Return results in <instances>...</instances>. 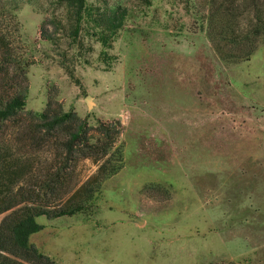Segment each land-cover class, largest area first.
<instances>
[{
	"label": "rangeland",
	"instance_id": "374dc122",
	"mask_svg": "<svg viewBox=\"0 0 264 264\" xmlns=\"http://www.w3.org/2000/svg\"><path fill=\"white\" fill-rule=\"evenodd\" d=\"M253 2L87 0L97 15L125 12L107 48L87 22L73 42L59 0L21 3L15 26L1 20L12 54L28 62L9 66L11 78L0 71V97L27 88L24 108L0 123L5 159L31 168L16 197L37 191L49 164H65L67 177L45 196L51 203L97 169L78 151L65 159L64 132L44 141L26 129L47 100L85 120L91 140L100 124L121 126L123 165L96 201L37 218L43 228L30 242L43 254L58 264H264V32L247 34ZM220 4L237 18L234 34L206 25Z\"/></svg>",
	"mask_w": 264,
	"mask_h": 264
},
{
	"label": "trees",
	"instance_id": "16d2710c",
	"mask_svg": "<svg viewBox=\"0 0 264 264\" xmlns=\"http://www.w3.org/2000/svg\"><path fill=\"white\" fill-rule=\"evenodd\" d=\"M31 1L0 0V71H3L9 78L13 77L9 75V66H17L20 71L28 65V62L20 60L12 54V33L2 27L1 20L6 18L9 23L15 26L18 23L16 11L20 4L31 3ZM59 1L65 11L64 22L62 20L59 24L67 31V36L73 42L80 31L84 29V22H87L94 28L91 35L95 36L104 48H107L111 46V41L124 25L126 16L123 10H112L109 13L97 15L94 13V8L87 4V0ZM252 1L254 2L251 9L254 12L253 21L255 19V23L247 34L258 37L264 32V0ZM236 19L233 12L226 9L224 4H220L207 14L206 25L208 29L218 27L221 28L219 30L221 33L234 34ZM262 28L263 30H261ZM49 40L51 37L48 36L47 41ZM230 41L234 45H240V41L234 38H231ZM216 49L220 51L217 46ZM247 52L242 59H248L252 50ZM26 92V86L23 87L19 84L8 95L0 97V123L14 117L24 108ZM57 105L51 107V102L47 100L43 110L33 112L32 116L36 121L30 123L26 129L33 136L40 137L44 141L48 140L45 135L51 136L58 130L64 132L66 139L62 146L65 159L72 158L73 154L78 151L84 158L90 157L98 163L96 172L85 182L57 194L56 202L51 203L45 199V196L48 193L56 195L65 185L67 177L66 172L62 171L66 167L65 164L63 167L49 164L45 172L41 173L38 182L35 181L34 189L36 187L39 193L33 190L26 197L22 196L23 194L21 197H16L18 194H13L16 184L31 168L24 160L5 159L7 151L0 147V158L6 160L0 161V215H3L0 219V264H58L30 242V236L43 228L37 218L44 216L51 219L82 213L85 206L96 201L102 182L115 175L123 165L122 146L115 145L116 138L121 133L118 121L100 124L97 127L99 138L94 141L85 136V120H80L71 110H61L60 105ZM83 145L87 149L85 152ZM67 193L68 196L65 197Z\"/></svg>",
	"mask_w": 264,
	"mask_h": 264
},
{
	"label": "water",
	"instance_id": "95a60500",
	"mask_svg": "<svg viewBox=\"0 0 264 264\" xmlns=\"http://www.w3.org/2000/svg\"><path fill=\"white\" fill-rule=\"evenodd\" d=\"M86 102H87V105L88 106H91V97L90 96H87V98H86ZM136 222L137 223H139V222H141V219L140 218H138L137 220H136Z\"/></svg>",
	"mask_w": 264,
	"mask_h": 264
}]
</instances>
